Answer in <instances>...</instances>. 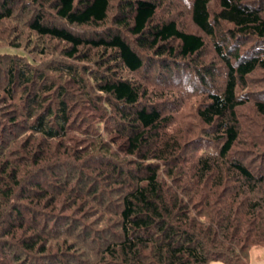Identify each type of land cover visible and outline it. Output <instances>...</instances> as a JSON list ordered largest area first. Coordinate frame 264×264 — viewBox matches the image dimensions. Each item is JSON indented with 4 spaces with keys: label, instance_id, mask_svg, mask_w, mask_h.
I'll return each instance as SVG.
<instances>
[{
    "label": "trees",
    "instance_id": "trees-1",
    "mask_svg": "<svg viewBox=\"0 0 264 264\" xmlns=\"http://www.w3.org/2000/svg\"><path fill=\"white\" fill-rule=\"evenodd\" d=\"M171 1L0 0V27L19 8L38 48L0 55V264H249L264 247V124L243 135L239 114L264 119V85L244 94L264 0H183L196 32L158 15ZM138 73L206 89L193 151Z\"/></svg>",
    "mask_w": 264,
    "mask_h": 264
},
{
    "label": "rangeland",
    "instance_id": "rangeland-1",
    "mask_svg": "<svg viewBox=\"0 0 264 264\" xmlns=\"http://www.w3.org/2000/svg\"><path fill=\"white\" fill-rule=\"evenodd\" d=\"M182 1L183 0H172L168 4L165 3L161 8H158V15L162 18L169 16V18L178 21L179 26H181L186 31L196 32L194 26H192L190 22L189 15L187 14ZM257 1L258 3L261 2V0ZM114 2L115 1H111V4H114ZM16 13L18 16L15 20L6 22L0 27V55H17L18 57L22 58H20L21 60L31 57L32 59L36 60V63H38V57L36 56L38 55L36 54L38 52V48L33 49L32 47L33 44L36 45V40L33 35H31L32 39L30 40L31 37L29 32L22 25V21L19 16V8L16 10ZM78 31L80 34H87L88 32L94 30L84 27ZM14 35H16L17 38H20L22 47L14 48V45L19 44V41L13 38ZM49 44L52 46V48L49 50V53L44 56V60L45 62L50 63L52 60L57 59V55L59 54L61 47L57 46L56 49H54L53 45H55V42H49ZM33 55L36 57L34 58ZM199 57L205 62L217 61L212 47V42L207 38H205V46ZM0 60L4 59L0 58ZM217 67L218 71L216 75L218 77L216 76L214 81L210 82L208 85V90L210 92L214 89H217L220 83V80L217 79L221 74L220 64H217ZM0 78H2V75ZM253 78L254 79L251 83V86H248V89L244 91V94L246 93L250 98L251 95H258L262 92L256 91L259 88L254 87L258 85H264V73L258 71L253 75ZM135 80L138 83L143 82L142 85L150 84V86H154L153 88L150 87L149 91L161 97V101L159 103L161 104L160 108L164 111V115L168 114L169 116H173V125L169 129V133L172 135H179L180 138H183L182 140L186 138L187 143L185 148L189 152L191 150L193 151L192 148L195 147V145L196 147L198 146L200 136L199 130L202 127L196 117V109L201 103L205 101V92H207L206 89L204 91L199 90L197 87L198 83L191 81L193 88L195 89V91H192V89L188 87L190 84L183 86L182 83L178 81H162L157 78L156 74L151 75L150 73H148V76L146 77L142 73H138L137 76H135ZM163 83L166 85L161 88ZM239 112L241 116H247L245 121H243L241 124L242 133L244 132L243 135L245 132L249 131L251 127H253V124L256 125V122H261L264 124V119L256 117L249 105L241 107ZM255 131L258 134L261 132L258 130V126H256ZM249 264H264V247H257L249 252Z\"/></svg>",
    "mask_w": 264,
    "mask_h": 264
},
{
    "label": "crops",
    "instance_id": "crops-1",
    "mask_svg": "<svg viewBox=\"0 0 264 264\" xmlns=\"http://www.w3.org/2000/svg\"><path fill=\"white\" fill-rule=\"evenodd\" d=\"M215 264H217V263H215ZM221 264V263H220Z\"/></svg>",
    "mask_w": 264,
    "mask_h": 264
}]
</instances>
